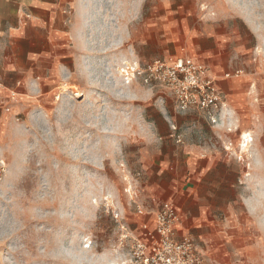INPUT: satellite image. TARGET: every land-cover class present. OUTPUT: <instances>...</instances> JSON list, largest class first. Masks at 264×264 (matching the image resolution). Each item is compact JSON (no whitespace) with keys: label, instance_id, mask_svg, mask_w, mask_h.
I'll list each match as a JSON object with an SVG mask.
<instances>
[{"label":"rangeland","instance_id":"1","mask_svg":"<svg viewBox=\"0 0 264 264\" xmlns=\"http://www.w3.org/2000/svg\"><path fill=\"white\" fill-rule=\"evenodd\" d=\"M70 8L78 56L23 57L28 75L10 93L24 107L0 155V264L130 263L146 221L138 210L161 207L173 152L189 142L235 161L238 204L228 220L259 254L246 264H264V0H78ZM183 55L247 84L242 105H225L222 92L214 123L206 111H181L168 85L137 72ZM241 132L249 151L241 152Z\"/></svg>","mask_w":264,"mask_h":264},{"label":"crops","instance_id":"2","mask_svg":"<svg viewBox=\"0 0 264 264\" xmlns=\"http://www.w3.org/2000/svg\"><path fill=\"white\" fill-rule=\"evenodd\" d=\"M77 1L0 0V155L8 139L13 137L15 114L24 107L10 94H17L13 90L18 89L28 75L23 57L78 56L73 35L77 22L72 12L66 11ZM194 58L211 68L205 59ZM211 70L220 76L218 84L225 95V105H242L241 97L250 89L247 84L230 81L233 78L226 77L230 72L222 76L219 71ZM245 150L242 148L241 152ZM172 161V178L166 182L165 201L175 203L180 213L178 234L191 235L211 264H246L250 257L255 260L259 254L254 252V243L248 241L247 231L228 220L231 207L238 204L230 197L237 172L232 157L212 146L189 142L177 146ZM2 188L3 179L0 192ZM156 211L147 212L146 221L154 223Z\"/></svg>","mask_w":264,"mask_h":264},{"label":"built area","instance_id":"3","mask_svg":"<svg viewBox=\"0 0 264 264\" xmlns=\"http://www.w3.org/2000/svg\"><path fill=\"white\" fill-rule=\"evenodd\" d=\"M137 72L143 75L145 81L157 80L168 85L181 111L192 108L203 110L209 113L212 122L217 123L219 116L216 117L215 113L219 114L223 109V93L218 76L205 63L183 55L174 59H156ZM228 76L230 74H226ZM2 171L0 165V182ZM138 211L147 215L142 208ZM180 220L176 204L163 202L154 215V223L145 221L142 225L143 236L135 238L134 257L128 264H211L203 248L191 235L178 234Z\"/></svg>","mask_w":264,"mask_h":264},{"label":"bare ground","instance_id":"4","mask_svg":"<svg viewBox=\"0 0 264 264\" xmlns=\"http://www.w3.org/2000/svg\"><path fill=\"white\" fill-rule=\"evenodd\" d=\"M257 23V22H256ZM122 87H123V89L124 88H127L128 89V86H127V84H122L121 85ZM226 113H227V111H226ZM246 134V133H245ZM244 133H242V135H241V141H240V148H247L248 147V144H249V142H250V139H249V137L248 136H246ZM245 151H249V150H245ZM107 200V199H106ZM108 262H110V261H108ZM113 264V263H112ZM116 264V263H115Z\"/></svg>","mask_w":264,"mask_h":264}]
</instances>
